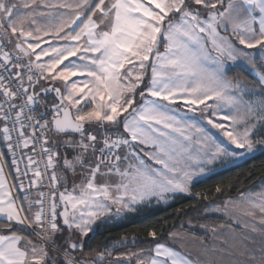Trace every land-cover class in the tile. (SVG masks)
Wrapping results in <instances>:
<instances>
[{
	"label": "snow or ice",
	"instance_id": "1",
	"mask_svg": "<svg viewBox=\"0 0 264 264\" xmlns=\"http://www.w3.org/2000/svg\"><path fill=\"white\" fill-rule=\"evenodd\" d=\"M0 138L23 193L0 165V264H264V182L206 207L231 223L200 224L222 244L195 255L154 229L153 247L114 255L138 243L122 237L93 259L84 240L264 156V0H0ZM45 176L31 199L21 177Z\"/></svg>",
	"mask_w": 264,
	"mask_h": 264
},
{
	"label": "trees",
	"instance_id": "2",
	"mask_svg": "<svg viewBox=\"0 0 264 264\" xmlns=\"http://www.w3.org/2000/svg\"><path fill=\"white\" fill-rule=\"evenodd\" d=\"M251 87V82L245 79ZM264 182V156L258 155L255 159L239 162V166H229L213 173L204 182L196 183L192 189L193 195H179L169 205H144L134 212L126 214L119 221L103 222L94 229L85 252L91 251V257L97 252H102L110 244L122 237H136L138 243L129 248H116L115 252H124L130 248L141 249L153 246L147 243L149 230H156L161 242L169 241V233L182 231L200 236L184 226L186 222L209 225L228 224L216 216H202V211L212 203L220 204L226 199H237L240 192L256 189ZM221 185L228 190L223 194H216L215 187ZM230 186V187H229ZM196 192L207 194L208 199L203 200L195 196ZM183 226V227H182ZM9 230L0 231L6 234Z\"/></svg>",
	"mask_w": 264,
	"mask_h": 264
},
{
	"label": "crops",
	"instance_id": "3",
	"mask_svg": "<svg viewBox=\"0 0 264 264\" xmlns=\"http://www.w3.org/2000/svg\"><path fill=\"white\" fill-rule=\"evenodd\" d=\"M3 145H4V143H3ZM3 150H4V156H5L6 159H4V158L0 159V165L2 164L1 161L3 160L2 166L4 168L5 173L7 174L8 183L10 185H14L16 178H15V174L13 172V169L10 171L11 165H10L9 156H8L7 149H6L5 145L3 146ZM260 186H261V184L256 189H253V190H259ZM70 187L71 186H69V188ZM59 191H63V188H60ZM16 197H22V196L21 195H16ZM216 217H220V218L225 219L228 222V224L214 225V226H216L218 228V233L215 234V235H219L220 233H225L226 234L227 231H228L229 224L231 222L228 221V219L226 217H223L221 215H218ZM103 222L104 221H102V218L100 220H97L95 222V224L92 225L93 231H94V229L96 228V226L98 224L103 223ZM232 227L237 229V234L238 235L243 234L242 229L238 228L236 225L232 224ZM93 231L89 233L88 237H84V240L86 241V246H87V243H88ZM176 232H182V231H176ZM195 232H198L200 234V236H196V235L188 233V232H182V233H184V235L186 237V239L183 241V243L185 245V248H183V249L180 248V245L178 243H174L173 240L170 239V238H169V241L166 244H169L170 246L176 248L177 250L190 251L194 255L197 254L198 251L200 249H202V248L211 247L212 245H221L222 244V240L221 239H215L214 238V234L211 233V232H208L206 229L201 228L200 231H195ZM86 246H85V248H86ZM153 246H151V247H153ZM257 247H258V245H257ZM148 248H150V247L143 248V249H148ZM132 250H138V249L130 248V249L126 250V251H132ZM119 253H121V252H114V255L115 254H119ZM94 257H95V255L93 257L88 256L87 258L88 259H93Z\"/></svg>",
	"mask_w": 264,
	"mask_h": 264
},
{
	"label": "built area",
	"instance_id": "4",
	"mask_svg": "<svg viewBox=\"0 0 264 264\" xmlns=\"http://www.w3.org/2000/svg\"><path fill=\"white\" fill-rule=\"evenodd\" d=\"M44 107L45 108H50L51 107V104L50 103L49 104H46ZM43 110L44 109L42 108L41 111H43ZM13 135H14V138H15V134H13ZM22 152L23 153H26L28 155H35L36 158L39 159L38 152L36 154H33L30 149H23L21 151H18L17 152V157L18 158L21 156V153ZM8 156H9V161H10L11 168L13 169V172H14V174L16 176L15 166L12 164V156L9 153H8ZM26 164H27V158H26V155H25L24 158L19 163V168H20V171L21 172H24L25 171V165ZM40 169H41V171H44V164H43V162L40 164ZM29 177H31V172H29ZM21 179H23V181H24L25 190L30 192V194H31L30 195V198L31 199H36L37 198V193L40 192V191H43L45 193H48L50 191V187H49L50 181L48 180L47 176H45V177H43L41 179V181L38 183L37 187H32V188H29L28 187V177H21ZM14 185H15V187L12 188V194H13V196L14 197H16V195L23 196V193L19 191V187H18L19 181L17 179L15 180V184ZM45 199H47V197Z\"/></svg>",
	"mask_w": 264,
	"mask_h": 264
},
{
	"label": "rangeland",
	"instance_id": "5",
	"mask_svg": "<svg viewBox=\"0 0 264 264\" xmlns=\"http://www.w3.org/2000/svg\"><path fill=\"white\" fill-rule=\"evenodd\" d=\"M46 46V45H45ZM37 51H39V49H37ZM253 51H255V50H253ZM43 59H48L47 57H44ZM231 78V77H230ZM3 141H2V138H0V153H4V150H3ZM3 158L4 159H6L5 158V156L3 155ZM243 161V160H242ZM242 161H239V162H242ZM1 163L3 164V160L1 161ZM1 164V165H2ZM229 166H232L230 163L227 165V166H221V164H217L215 167L217 168V169H219V170H221V169H223V168H227V167H229ZM12 170V168L10 169V171ZM181 195H183V194H181ZM187 196V195H186ZM173 199H171L170 201H169V203H167V204H163V203H161V204H157L156 203V201H152L150 204H144V205H161V206H167V205H169L170 204V202L172 201ZM235 200V199H234ZM212 204H216V203H212ZM220 204H222V203H220ZM144 205H138L137 206V208H139V207H141V206H144ZM206 209V208H205ZM205 209L202 211V216H206V217H208V216H218V215H220V214H205ZM134 212V211H133ZM128 213H131V212H127V213H125L124 214V216L126 215V214H128ZM123 216V217H124ZM222 216V215H221ZM122 217V218H123ZM122 218H116V217H114V216H105V217H102V221H104V222H112V221H119V220H121ZM189 224H195L196 225V227H189ZM199 225L200 224H196L195 222H191V221H189V222H186L185 224H184V226H186L187 228H189L190 230H192V232L193 231H200L201 230V228L199 227ZM119 241V240H118ZM114 244V243H113ZM113 244H110L107 248H105V249H112V246H113ZM105 249L103 250V251H105Z\"/></svg>",
	"mask_w": 264,
	"mask_h": 264
},
{
	"label": "flooded vegetation",
	"instance_id": "6",
	"mask_svg": "<svg viewBox=\"0 0 264 264\" xmlns=\"http://www.w3.org/2000/svg\"><path fill=\"white\" fill-rule=\"evenodd\" d=\"M48 99L51 101V99H52V95H49Z\"/></svg>",
	"mask_w": 264,
	"mask_h": 264
}]
</instances>
